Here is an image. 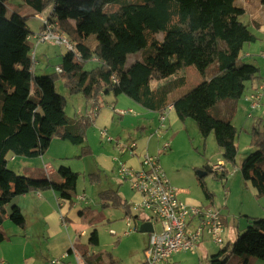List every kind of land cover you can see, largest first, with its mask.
<instances>
[{"label": "trees", "instance_id": "16d2710c", "mask_svg": "<svg viewBox=\"0 0 264 264\" xmlns=\"http://www.w3.org/2000/svg\"><path fill=\"white\" fill-rule=\"evenodd\" d=\"M6 2L0 0V224L9 219L16 226H25L18 205L14 204L11 212L7 210L17 197L49 189L70 200L76 194L79 173L68 168H60L58 181L48 176H23L8 167V161L16 157H41L54 138L81 146L82 155L89 153V122H74L67 116L66 98L56 86L60 77L70 95L82 94L88 100L105 89L114 97L127 95L147 108L163 105L165 111L173 106L181 121L191 118L196 122L203 140L214 134L223 161L235 167L240 130L230 118L236 107L225 109L220 105L226 100L245 98L250 109L255 110L264 99V94L259 95L264 78L246 95L248 85L261 77L258 67L241 59L244 45L255 42L257 37L242 21L246 10L239 0H26L30 9L39 14L52 5L49 21L54 18L58 32L82 53L81 60H77L67 51L59 66L61 72L50 75L34 73L28 17L18 13L8 16ZM261 2L264 5V0ZM92 36L95 41L90 46L87 43ZM130 55H137V60L128 68ZM94 58L100 66L85 70V63ZM213 65L216 72L210 76L208 70ZM188 67H195L203 77L202 83L189 92L170 99V94L180 88L177 81L162 89L151 88L153 80L168 79ZM113 77L118 83L113 82ZM251 96H259L254 109ZM43 125L51 132L45 133ZM250 135L251 149L241 171L243 179L256 190V196L262 198L264 130L256 126ZM228 174L226 169L220 178ZM198 182L209 197L205 184L199 179ZM100 197L106 204L128 208L117 191H103ZM127 214L131 215L129 211ZM95 223L96 218L88 221L90 246L99 245ZM5 239L0 231V243ZM79 254L83 264H120L112 253H108L106 263L104 253H95L88 247L79 250ZM234 255L240 257L238 264H251L253 259L264 262L263 218H249L245 232L231 245L221 247L209 264H227Z\"/></svg>", "mask_w": 264, "mask_h": 264}, {"label": "crops", "instance_id": "0c3cea01", "mask_svg": "<svg viewBox=\"0 0 264 264\" xmlns=\"http://www.w3.org/2000/svg\"><path fill=\"white\" fill-rule=\"evenodd\" d=\"M239 2L246 10V14L249 15V22L245 24L248 25L249 30L257 37V40L255 42L244 45L241 59L242 62L246 64H252L258 67L260 69L261 77L259 80H256L248 85L249 88L246 91V95H248L258 87L260 80L264 78V5L262 4L261 0H239ZM52 10L53 9L51 6L47 13H45L44 11L42 14H39L31 10L29 7V14H31V17L34 16L40 21L38 32L36 34L33 33L32 36L30 35V42L32 41V38L37 40L36 35L41 31L44 20L49 18ZM23 15L24 14H22V16ZM131 56L134 55H130L129 57ZM136 60V57L133 58V62L131 64H128L127 60L126 66L129 68ZM88 62L97 64L99 60L94 58ZM88 62H86L85 64H87ZM39 66L40 71H43L42 64L37 59V56L34 55L33 71L36 75H38V73L36 72V68ZM56 69L55 72H57ZM214 73L211 75H214ZM177 74L168 79L159 81L153 80L150 84L151 88L153 90H158L169 87L171 86V83L175 81H177V85H179V87L181 88L180 84H182V82L179 80V78L181 77H178ZM172 78H174V81H172ZM154 81L156 82L155 85ZM176 83L174 84V88H176ZM174 93L175 92L170 94V99H173ZM77 95L81 96L82 94ZM82 98H84V101L83 99L82 101L81 99L77 100V104L81 103L78 116L75 114L76 116H74V119H70L74 122H78L79 120L89 122V127L87 128L86 134V143H88V145H86L89 147V153L86 156L90 155V157L93 158L95 167L91 172L92 174L88 176V180L86 179V177L84 178V189L86 191L89 186L90 188H93V186H95L101 180V178H104L106 179L105 191L111 190L118 192L119 188H113V185L117 186L116 181L113 180L114 177H116V180L119 182L118 184H129L128 181L121 178L118 172L119 162L126 164L132 169H140L142 159L146 155L156 157L158 156L160 162V157H165L166 154V152L161 151L164 145L163 143H166V141L171 143L172 154H174L177 149V141L181 132L169 139V129L171 127L177 126L179 123L184 124L185 127L189 126L190 124L186 123V120L181 121L178 118L173 106L171 105L169 106L171 107V109H168L169 107L167 108L168 110L166 109L167 112L165 115V120L162 121L161 118L164 112L163 105L158 109L147 108L137 103L127 95L121 94L117 97H114L111 92H107V90L105 89L100 90L96 98L94 99L88 100L87 98H85V96H83ZM67 106L68 101L66 100L65 111ZM230 106L236 107V112H234L230 120L237 129H239L242 133L244 132L245 136H247L249 142L246 151L249 155L251 149V131L256 126L264 130V99L262 100L260 107L255 110L250 109L249 103L245 100V98L238 101L226 100L220 105V107L225 109ZM125 111H128V113L122 114V112ZM251 111H254V114H251ZM240 112L245 115L246 118H250L252 120V123L250 125H238L236 121L238 119L236 117ZM162 123L164 124V128L161 127ZM191 126L193 128V125ZM42 128L45 133L51 132V129L47 125H43ZM149 130L153 131L154 133L149 134ZM158 131L159 133H157ZM103 133H105V135ZM241 136L242 135L240 134V139ZM162 141L164 142L162 143ZM66 143L67 141L54 138L48 150L50 152L52 150L51 146H54L55 144V146L62 151H68L65 145ZM48 150L41 157H37L35 159L38 160V158H43ZM69 157L71 156L62 155L56 159H52V161L50 162L47 161L49 159L48 156L44 157L46 163H44L41 168L39 160L37 161V163H35L34 161H29L28 164L32 169L37 170L38 176L36 177L43 178L48 176L54 177V179L57 178L58 181H61L58 174V171L61 167L68 168L72 171V163L68 161ZM12 160L15 162L17 159ZM219 161L224 162L223 160H218V162ZM100 168L108 171L111 176L106 175L105 177H101V175L97 172L100 170ZM199 171H201V168ZM233 172H235V170H233ZM209 173L210 172H208L207 175ZM175 177L176 176L174 175L173 177L172 174V178H170L169 180L171 185L176 189H182L181 187L183 185V182ZM226 179L227 176L224 177V181ZM78 180L76 187V196H78L80 193L77 191L79 188ZM198 184L201 188V193L195 192V194H200L199 197L189 189L182 190L180 191V193L179 190H177L178 198L189 206L204 205L215 207L214 197L208 191L207 186L205 185V189H207L208 193L210 194L209 197L206 192H204V189L203 187H201L199 182ZM230 192L231 191H229V193ZM83 194H85L84 191L79 195V197ZM134 194L135 195L130 198V201L125 200L122 198V196H120L127 202L128 205L127 210H124L122 208L125 212L124 224L126 226L128 222L126 219L127 217L131 216L130 214H127V211L131 213V208L134 209L136 203L141 200L140 195L135 192ZM73 198L71 200L68 198H64L61 194L55 192L52 189L34 191L15 198L14 202L22 210L26 223L23 227L16 226L14 223H12V225H8L7 232L1 230L5 234L6 239L2 243H0V264H53L52 262L54 260H60L61 264H83V261L79 254V250L82 252L87 249V247L85 245H81L77 238L88 235V230L86 231V229L81 228V223L83 222L82 215H84V210L82 209L81 205L77 203V201L73 200ZM86 202L87 199L84 202L85 207L88 206ZM247 217L248 220L249 218H257L250 215ZM226 218L227 221L225 223V228H227L228 230V217ZM132 225L133 227L137 226L134 225L133 220ZM87 226L89 229L90 227L88 225V221ZM240 226H238L236 223L237 229ZM233 227H235L234 224ZM127 232L128 230L125 232V235ZM225 233L226 230H224L223 234L224 245H231L239 235L235 232V230L230 231V234L228 235H231V240L228 241L226 240ZM210 242L211 241L207 237H204L199 245L203 246L207 243L213 244L212 242ZM148 243L149 236L144 246V250L147 248ZM224 245H222V247ZM200 246H198L199 248L197 247L195 252H191V254H198V250H201ZM181 253L175 254L167 263L160 264H175L176 262L180 261L179 255ZM203 253L204 254L202 256L204 258H209L210 255L208 252ZM143 256L144 258L140 261V263L145 264V255L143 254ZM230 259H232L233 264H235V262L236 264H238L240 257L234 255L229 258L228 262L230 261ZM105 262L107 263L108 261ZM251 264H256V261L253 262L252 260Z\"/></svg>", "mask_w": 264, "mask_h": 264}, {"label": "rangeland", "instance_id": "374dc122", "mask_svg": "<svg viewBox=\"0 0 264 264\" xmlns=\"http://www.w3.org/2000/svg\"><path fill=\"white\" fill-rule=\"evenodd\" d=\"M8 10V16H11L14 13H18L23 16H27V25L31 31V33L36 34L39 30L40 21L36 17H31L29 14V5L26 0H7L5 4ZM52 5L48 6L45 9V13L51 8ZM51 11V10H50ZM243 22H249V15L246 14L243 17ZM32 34H30L32 36ZM93 41H95L94 36L88 40L90 46L93 45ZM31 43L34 48L32 50V56H37V59L42 64L43 71H40V66L36 68V72L38 75L44 74H53L55 73V69L60 65L63 55L67 53V48L64 45L55 44L54 42H37L34 38H32ZM137 56V55H136ZM136 56H131L128 58V64L133 62V58ZM100 63H92L88 62L85 64V70H92L96 68ZM44 72V73H42ZM216 72V66L213 65L208 70V75ZM179 80L182 82L181 88H179L174 94V97L177 98L184 94L185 92H189L190 90L197 87L202 83L203 77L199 74L195 67H188L177 74ZM177 77V78H178ZM174 78H172V81ZM65 80L61 77L56 79V86L59 94L63 95L68 101V106L66 107V114L71 119H74V116H78V112L80 110L81 103L77 104L78 99H83V96L74 95L71 96L68 94V91L65 86ZM154 81V85H155ZM223 103V102H222ZM76 114V115H75ZM251 114H254V111H251ZM238 120V125H250L252 120L250 118H246L241 112L236 117ZM186 123H190L189 126L185 127L184 124L179 123L175 127H171L168 131L169 139L178 135L179 138L177 141V149L174 154H172V150L166 152L165 157H160V165L166 173L167 178L170 180L174 175L175 178L181 180L183 182L182 190H191L194 194L195 192H200V186L198 184V179L203 182L208 188V191L213 195L215 200V207L220 209L225 222L228 217V230H226L225 237L226 240H231L230 231L235 230L237 234H242L245 232L247 226L249 225V220L247 216H255L257 218L264 219V197L258 198L256 196V190L252 186L251 182H246L243 179L241 165L243 160L248 156L247 146H248V138L245 136L244 132L241 131V139L238 137L237 143L239 152L236 159L235 167L232 164L223 162L226 169H228L229 174L227 175V179L224 181V178L221 179L220 176L223 174H215L209 173L207 176L201 178L197 173L200 168L201 171H206L207 167L216 164L218 160H224L221 148L217 145L214 134H212L208 139L203 140L202 136L199 134L197 129V124L193 119H187ZM188 125V124H187ZM197 129V130H196ZM158 130V129H157ZM154 133L149 130V134ZM159 133V131L157 132ZM239 134V136H240ZM164 141H162L163 143ZM167 142V141H166ZM105 143V140H104ZM88 145V143H86ZM164 144V143H163ZM68 151H62L61 149L54 146H51V151L46 153L44 157H49L48 162L52 161V159H56L62 155L71 156L69 157V162L72 163V171L78 172L79 175V195L84 191L87 199L88 206L85 207L84 202L79 201V195H74L73 200L77 201L78 204L81 205L84 210V215H82V229H88L87 221L92 218H96L95 229L98 230L99 234V245L98 246H90L88 245V237L87 235L78 237L81 245H85L93 252H102L104 253V259L108 261V253H112V255L117 259L120 264H142L140 261L144 258V246L147 242L148 234L140 233L139 231H133L129 235H125V232L128 230L127 226L124 224L125 212L120 206H115L113 204H106V202L101 199L100 193L101 191H105L106 179L101 178V180L93 186V188H87V191L84 189V178L88 180V176L92 174L95 167V163L93 158L90 155H82V148L78 145H73L71 143L65 144ZM174 151V149H173ZM73 154V155H72ZM172 154V155H171ZM171 155V156H170ZM43 158H38L40 162V168L43 166L46 161ZM11 157L9 156L8 160ZM15 162L10 159L8 161V167L18 174L23 176H28L31 178H38V172L35 169H32L28 164L29 161H34L37 163L38 160L28 159L23 157H16ZM52 164V163H51ZM234 167V168H233ZM235 170V172H233ZM101 177H105L106 175H110L108 171H105L100 168L97 171ZM34 175V176H32ZM116 181V185H113L114 189L119 188V194L123 199L130 201V198L135 195L131 190L129 184H118L119 182L116 180V177L113 179ZM231 191L228 195H225V191ZM204 193V192H203ZM196 196H200V194H195ZM82 196V195H81ZM15 200L12 203L8 204L7 210L11 212L12 206L15 204ZM111 203V202H110ZM131 205V204H130ZM131 215L133 216L134 225H141L143 220L146 221L149 218V213L147 211H137L131 208ZM248 220V222H247ZM236 223L240 226L238 229L236 227ZM233 224L235 227H233ZM8 225H12V221L6 219L2 224H0V231L3 230L7 232ZM133 226V225H132ZM136 227V226H135ZM157 230H160V225L157 224ZM228 231V233H227ZM2 232V231H1ZM88 234V232H87ZM224 234V233H223ZM227 234V235H226ZM211 241V240H210ZM212 242V241H211ZM210 242V243H211ZM213 243V242H212ZM214 244V243H213ZM213 244H204L200 246L201 250H198V254L193 255L191 252H182L179 255L180 261L175 264H209V260L212 255L217 253L222 246H215ZM199 248V247H198ZM203 252L209 253L208 257H203ZM256 261V264H264L261 260L253 259V262ZM228 264H233L232 259L228 262ZM236 264V262H235Z\"/></svg>", "mask_w": 264, "mask_h": 264}, {"label": "built area", "instance_id": "2783aa9c", "mask_svg": "<svg viewBox=\"0 0 264 264\" xmlns=\"http://www.w3.org/2000/svg\"><path fill=\"white\" fill-rule=\"evenodd\" d=\"M49 20L48 18L44 20V29L36 35L37 41L64 45L69 52L73 53L75 59L81 60L82 53L78 52L75 46L58 32V22L54 18L52 21ZM56 71L61 72V68L58 67ZM113 82L118 83V79L113 77ZM263 94L264 82L259 92V95ZM258 98L259 96L250 98L253 109L258 105ZM167 110L162 114V121L165 120ZM125 113L128 111L122 112V114ZM161 127L164 128L163 123ZM170 150L171 143H164L161 151ZM118 165L121 178L128 181L131 190L140 195L141 200L136 203L134 210L147 211L150 216L146 222H151L153 225L154 230L149 234V243L144 250L145 264L167 263L175 254L186 251L195 252L204 237L217 246L224 245L225 225L221 211L214 206H189L181 201L178 198L177 189L166 177L158 156H144L140 169H132L121 162ZM211 170L217 175L224 174L226 167L219 161L211 166ZM225 194L228 195L229 190H226ZM79 201L85 202L86 196H80ZM126 220L128 221L126 235H128L137 229L132 226L131 216ZM157 224L160 225L159 231L155 228ZM52 263L61 264V261L54 260Z\"/></svg>", "mask_w": 264, "mask_h": 264}, {"label": "water", "instance_id": "95a60500", "mask_svg": "<svg viewBox=\"0 0 264 264\" xmlns=\"http://www.w3.org/2000/svg\"><path fill=\"white\" fill-rule=\"evenodd\" d=\"M208 172L212 173V170H211L210 166L207 167L206 171H199L198 174L200 175L201 178H203V177H205L207 175ZM153 230L154 229H153V225H152L151 222H144L138 228V231L140 233H146V234L152 233Z\"/></svg>", "mask_w": 264, "mask_h": 264}]
</instances>
